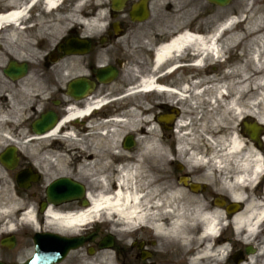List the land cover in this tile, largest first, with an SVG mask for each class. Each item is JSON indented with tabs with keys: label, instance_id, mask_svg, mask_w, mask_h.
<instances>
[{
	"label": "flooded vegetation",
	"instance_id": "1",
	"mask_svg": "<svg viewBox=\"0 0 264 264\" xmlns=\"http://www.w3.org/2000/svg\"><path fill=\"white\" fill-rule=\"evenodd\" d=\"M262 3L0 0V264L59 256L66 239L78 244L58 264H264L261 88L246 66L245 32ZM12 62L26 66L22 79L5 73ZM42 118L40 136L32 127ZM203 137L224 152L202 153ZM201 156L218 169L186 164ZM121 173L155 179L175 209L218 211L222 234L183 252L144 230L62 223L113 191L101 182ZM62 180L78 199L50 202ZM239 217L254 233L230 234Z\"/></svg>",
	"mask_w": 264,
	"mask_h": 264
},
{
	"label": "bare ground",
	"instance_id": "2",
	"mask_svg": "<svg viewBox=\"0 0 264 264\" xmlns=\"http://www.w3.org/2000/svg\"><path fill=\"white\" fill-rule=\"evenodd\" d=\"M13 19L14 15L11 14L3 19V22L12 25ZM262 35H264V31L254 33L249 43L256 39L261 40ZM247 49L249 50L246 57V64H248L249 60L251 61L253 68L251 83L254 86V91H257V86L264 87V70H261V66L264 63V54L261 47L255 46L254 43H251V47H247ZM262 123H264V120H262ZM57 134L58 131L54 130L46 138L56 137ZM238 148V143H232L231 149L236 150ZM134 177L135 175L132 173L122 174L117 178L114 191L108 192L106 195H99L97 198L92 199L91 208L85 210L82 215L76 214L75 216L65 219L62 218V223L76 228L82 221L88 224L91 222V219L99 215H105L107 217L117 218L118 222L130 226L132 229L137 227L136 223L138 221L144 225V221L149 218V215L142 202L143 197L136 191V187L132 184ZM237 221L238 223H236L235 227H243L245 234H251L254 231V224H239L242 221V217L237 218ZM151 228L156 235H161L163 238H180L181 246L183 247L186 245L187 240L184 237L185 232L181 225H172L168 229H162L159 225L152 224ZM202 233L204 237L214 238L218 233V227L213 220H206L202 227Z\"/></svg>",
	"mask_w": 264,
	"mask_h": 264
},
{
	"label": "rangeland",
	"instance_id": "3",
	"mask_svg": "<svg viewBox=\"0 0 264 264\" xmlns=\"http://www.w3.org/2000/svg\"><path fill=\"white\" fill-rule=\"evenodd\" d=\"M254 16L246 19V37L248 38L249 33L252 32L253 28L261 29V32L264 31V8H260L255 11ZM255 46H260L262 52L264 54V35L261 36V40L256 39L255 41H251ZM260 44V45H259ZM264 62V59H263ZM261 70H264V63L261 66ZM264 87H261V107H262V120H264ZM28 97H24L23 100H27ZM21 135L23 138H27L28 135L25 130H22ZM21 148H29V145H21ZM202 152L209 151L210 154H219L221 151L219 150V146L210 142L208 144L207 140L205 143V139L200 146ZM203 159H200L197 164L200 165ZM117 178H113L114 182H117ZM154 179L148 177H142L135 175L133 185L136 187V191L143 197V204L145 205V210L149 215V218L144 221L145 227H152V224L159 225L162 229H168L172 225H181L185 232L186 245L183 246V250L189 248L194 239L193 238H209L203 237L202 233V222L206 221L204 212H193L190 216H185L181 212V210H175L171 206H167L162 204L159 201V193L157 189H150L149 186L153 184ZM108 185L112 186L111 182ZM196 213V214H195ZM96 218L99 219H117L115 217H107L104 215H100ZM217 220V211L213 212V221ZM139 222V221H138ZM201 223V224H199ZM118 228L121 230V233L126 234L127 231L131 230V227L123 224L122 222L117 223ZM138 224V223H137ZM218 226V225H217ZM221 229V226H218ZM243 227H233L230 228L231 233H235L238 235L241 231H243ZM152 232V230H150ZM157 238H163L161 235H157ZM176 244H180V238H174Z\"/></svg>",
	"mask_w": 264,
	"mask_h": 264
},
{
	"label": "water",
	"instance_id": "4",
	"mask_svg": "<svg viewBox=\"0 0 264 264\" xmlns=\"http://www.w3.org/2000/svg\"><path fill=\"white\" fill-rule=\"evenodd\" d=\"M13 71H15V73H18V74H24L25 73V67H18V68H12ZM44 130L42 129H39L38 130V133L41 134L43 133ZM49 195H51V192H49ZM72 199V193L70 192L69 195L66 194L64 195V199L61 200V201H67V200H71ZM40 259L42 258H39L38 256H35L28 264H40L39 261ZM62 260V257H48V258H45L44 259V263H41V264H52V263H57L59 261Z\"/></svg>",
	"mask_w": 264,
	"mask_h": 264
}]
</instances>
